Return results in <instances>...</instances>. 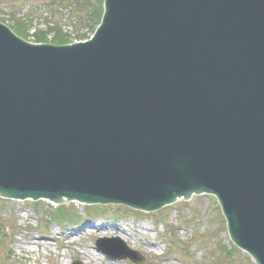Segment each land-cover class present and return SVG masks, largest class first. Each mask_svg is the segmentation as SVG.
<instances>
[{"label":"water","instance_id":"obj_1","mask_svg":"<svg viewBox=\"0 0 264 264\" xmlns=\"http://www.w3.org/2000/svg\"><path fill=\"white\" fill-rule=\"evenodd\" d=\"M102 5L65 46L0 24V196L150 212L213 195L264 264V0Z\"/></svg>","mask_w":264,"mask_h":264},{"label":"rangeland","instance_id":"obj_2","mask_svg":"<svg viewBox=\"0 0 264 264\" xmlns=\"http://www.w3.org/2000/svg\"><path fill=\"white\" fill-rule=\"evenodd\" d=\"M76 1L0 0V21L24 30L25 39L46 33L52 41L48 29H53L64 41L85 40L96 24L83 17ZM86 2L90 6L94 0ZM217 206L213 197L197 196L152 214L106 206L88 218L80 203L58 208L0 198V264H132L96 250L98 239L116 237L144 264H253L240 251L227 254L229 239Z\"/></svg>","mask_w":264,"mask_h":264},{"label":"trees","instance_id":"obj_3","mask_svg":"<svg viewBox=\"0 0 264 264\" xmlns=\"http://www.w3.org/2000/svg\"><path fill=\"white\" fill-rule=\"evenodd\" d=\"M101 0H97L96 2V5L94 7V9L91 8V12H89V18H96V19H99L100 17V13H101ZM79 6H82V7H85L86 6V3L84 0H80L79 1ZM60 37V36H58ZM42 38H40L41 40Z\"/></svg>","mask_w":264,"mask_h":264},{"label":"bare ground","instance_id":"obj_4","mask_svg":"<svg viewBox=\"0 0 264 264\" xmlns=\"http://www.w3.org/2000/svg\"><path fill=\"white\" fill-rule=\"evenodd\" d=\"M2 25H4L5 27H9L10 28V31L15 35V30H14V26H12V25H7V24H5V23H1ZM47 203H49L48 205H50V206H52L51 205V203L50 202H48V201H46ZM103 229H105V227H103ZM121 236H123V237H126L127 236V233H125V232H123V231H120V233H119ZM38 241V240H37ZM37 241H35V242H37ZM40 242L38 241L37 243H36V245L38 246H40L41 245V243L39 244Z\"/></svg>","mask_w":264,"mask_h":264}]
</instances>
